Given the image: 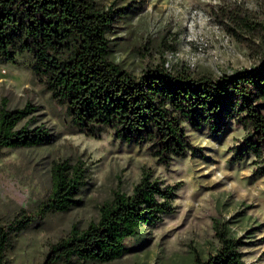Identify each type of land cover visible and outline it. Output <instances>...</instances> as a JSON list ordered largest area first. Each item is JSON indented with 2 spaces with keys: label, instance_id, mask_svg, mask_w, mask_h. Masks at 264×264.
Instances as JSON below:
<instances>
[{
  "label": "rangeland",
  "instance_id": "obj_1",
  "mask_svg": "<svg viewBox=\"0 0 264 264\" xmlns=\"http://www.w3.org/2000/svg\"><path fill=\"white\" fill-rule=\"evenodd\" d=\"M96 2L101 9L117 10L108 33L111 59L134 74L164 63L172 71L217 76L264 59V0ZM33 62L28 52L19 54L17 63L0 61V102L6 97L14 108L30 101L37 106L31 126L44 124L56 137L47 145L0 150V221L22 207H36L49 195L55 161L82 158L89 166V182L78 205L52 213L16 236L8 264H39L50 243L67 236L72 225L85 228L98 219L100 205L112 199L117 184L130 194L144 168L163 185L181 181L176 208L127 237L124 255L100 264H194V249L203 258L217 251V220L242 241L246 262L264 264V173L245 149L242 126L232 119L226 132L215 133L186 120L198 153L165 161L149 141L121 140L109 127L97 136L81 131L67 105L53 99L35 76Z\"/></svg>",
  "mask_w": 264,
  "mask_h": 264
},
{
  "label": "trees",
  "instance_id": "obj_2",
  "mask_svg": "<svg viewBox=\"0 0 264 264\" xmlns=\"http://www.w3.org/2000/svg\"><path fill=\"white\" fill-rule=\"evenodd\" d=\"M116 12L101 9L96 0H0V61L17 63L19 54L30 53L33 73L53 99L67 105L81 131L97 136L109 127L121 140L149 141L165 161L198 153L184 121L224 133L233 119L245 129V149L255 155L257 171L264 173V59L217 76L172 71L164 63L137 75L111 59L108 33ZM36 109L30 101L10 108L2 98L0 150L55 140L48 126H31ZM51 171V191L44 200L0 221V264H8L7 252L19 233L80 203L79 195L89 182L86 162L65 158L55 161ZM181 184L163 185L144 168L130 194L117 184L112 199L100 205L98 219L85 228L72 225L67 236L50 243L39 264H100L121 257L128 250L127 237L174 212ZM215 227L217 251L203 258L194 249V264H252L244 259L242 241L230 236L224 223L217 220Z\"/></svg>",
  "mask_w": 264,
  "mask_h": 264
}]
</instances>
